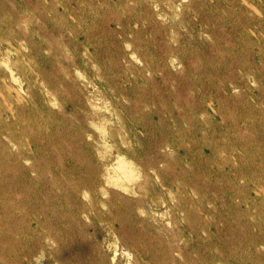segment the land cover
Instances as JSON below:
<instances>
[{
    "label": "rangeland",
    "instance_id": "rangeland-1",
    "mask_svg": "<svg viewBox=\"0 0 264 264\" xmlns=\"http://www.w3.org/2000/svg\"><path fill=\"white\" fill-rule=\"evenodd\" d=\"M0 264H264V0H0Z\"/></svg>",
    "mask_w": 264,
    "mask_h": 264
},
{
    "label": "bare ground",
    "instance_id": "bare-ground-1",
    "mask_svg": "<svg viewBox=\"0 0 264 264\" xmlns=\"http://www.w3.org/2000/svg\"><path fill=\"white\" fill-rule=\"evenodd\" d=\"M246 1V0H245ZM255 8V7H254ZM257 12H259L258 10H257ZM10 92V91H9Z\"/></svg>",
    "mask_w": 264,
    "mask_h": 264
}]
</instances>
